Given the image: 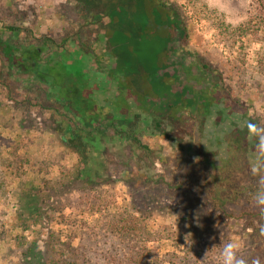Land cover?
Listing matches in <instances>:
<instances>
[{"label":"rangeland","instance_id":"374dc122","mask_svg":"<svg viewBox=\"0 0 264 264\" xmlns=\"http://www.w3.org/2000/svg\"><path fill=\"white\" fill-rule=\"evenodd\" d=\"M164 1L181 14L180 39L169 13L147 0H0V23L21 27L23 45H37L43 35L67 38L44 58L63 55L67 71L82 65L108 72L100 98L114 94L118 83L121 96L137 103L155 95L158 104L187 105L182 92L191 90L224 99L233 111L229 126L217 119L201 125L181 110L164 118L165 135L142 123L151 152L128 144L126 160L120 142L108 141L106 176L85 184L81 158L59 127L66 104L29 73L0 80V264H24L30 245L65 264H223L228 242L239 245L247 264H264V204L258 202L264 166L248 135L252 128L264 149V0ZM226 125V137L212 143L210 134ZM226 148L234 161L214 170L221 178L210 187L212 171L200 158L208 149L221 158ZM98 153L89 157L93 168L103 157ZM145 175L157 182H143ZM30 193L38 196L26 203Z\"/></svg>","mask_w":264,"mask_h":264},{"label":"trees","instance_id":"16d2710c","mask_svg":"<svg viewBox=\"0 0 264 264\" xmlns=\"http://www.w3.org/2000/svg\"><path fill=\"white\" fill-rule=\"evenodd\" d=\"M147 1L155 2L157 8L160 7L169 13L173 20V25L175 26V32L177 31L179 33L178 39L185 35L186 27L181 20V14L177 8L171 7L164 0ZM21 32V27L0 23V61L2 62L0 67V80H5L7 82L16 71L29 73L33 82L44 83L49 86L50 97H54L56 102L62 101L66 104L68 113L65 115L62 114V118L59 120V127L64 131L61 134L62 139L73 147L81 158L84 168L82 167L83 169L79 170V179L85 184L94 183L99 178L106 176L109 161L104 151L108 141L120 142L118 148L126 160L125 146L128 144L142 153L151 152L150 146L142 141V123L143 125L146 123V125L151 126V128L160 135H165V130L162 129L164 118H172L176 113L185 110L188 111V115L194 120L199 121L201 125L208 124V122L210 123L217 119L218 122H227L230 126L232 120L230 116L233 111L229 108L230 106L224 99H222L221 102L213 97L211 100L209 98L206 99V96L202 93H193L191 90H188V93L182 92L184 96L187 94V105L174 99H172L174 102L162 101V103L158 104L153 98L156 97L155 95L146 96L143 98L142 102L138 101L137 103V101L122 97L120 92L122 91V87L115 82L117 87L115 93L111 96L100 98L99 93L104 91V89L101 88L106 86L107 80L110 79L108 77L110 76L108 72L105 71L104 73L96 70L84 71L82 68L86 67L82 65H80L79 69L72 67V70L67 71L68 66L66 65L67 63L63 55L54 53V55H49L47 58L43 56L45 53H48L47 51H52L53 53L55 52L54 50L65 46V43L68 41L67 38L57 42L54 38L43 35L36 39L37 45L30 44L25 46L17 39ZM170 42H172V37L170 38ZM79 49H81L82 52L90 54V51H86L84 47ZM55 56L56 58H54ZM61 56L63 59L60 60L59 57ZM199 65L201 69H207L211 74L214 73V70L206 63L199 61ZM57 66H59L60 69H58ZM56 70H58V73ZM114 81H116V79ZM72 83L73 85L71 86ZM100 85L102 87H100ZM91 87H93V89L89 91ZM218 89V86H215L214 90H211V93L217 94ZM84 91H89L91 94L88 95V93ZM157 96L160 97L161 94L159 93ZM95 97L97 98L93 100ZM86 98L93 100L92 107L88 109ZM139 103L145 104L146 110L144 112L136 110L138 109L136 104L139 105ZM124 104L134 108V113H129L124 108ZM132 104L134 106H132ZM108 106H111V111H109L107 115L106 113L103 115L102 111L104 113L105 108ZM153 106H158L159 110H156ZM95 108L101 110V113L98 111L95 112ZM54 111L57 112V110ZM250 120L248 127H254L252 120L251 122ZM228 125H226L223 130L212 132L210 134V141L214 143L215 141L223 140L224 137H226V128L229 129ZM111 131L113 133L112 138H107L110 136ZM251 131L252 128H248V135L250 138L249 145L253 155H255L254 159L256 163H260V165L264 166L263 144L261 143L260 136L256 135L255 131H252L253 134L250 133ZM227 148L221 158L217 156L218 150L214 149L206 150L200 158V162L212 171L211 180L214 183L209 181L211 184H207L204 181L210 187H215L218 184V180L221 178L213 173L214 170L218 168L220 171H223L230 167L231 162L234 161L235 155L232 152L233 150ZM92 151L99 152L97 154L98 157H101V155L104 157L101 158V162L99 163L100 168H93L89 162ZM145 178L146 179L143 181L145 183L152 182L154 184L157 182L153 180L154 177L152 176L148 177L145 175ZM215 182H217V184ZM177 186L179 187L180 185L177 184ZM223 188L225 187H222V189ZM215 194L216 200H219L221 203L222 191L216 189ZM35 196L38 195L32 193L28 194L25 202H29L30 198ZM51 255L52 252L50 251L40 250L36 245H30L28 247V252L25 253L24 264H65L61 260L54 259Z\"/></svg>","mask_w":264,"mask_h":264},{"label":"clouds","instance_id":"9594fccd","mask_svg":"<svg viewBox=\"0 0 264 264\" xmlns=\"http://www.w3.org/2000/svg\"><path fill=\"white\" fill-rule=\"evenodd\" d=\"M260 204H264V194L258 198ZM239 245L236 242H228L223 247V264H247V261L238 255ZM259 264V262H255Z\"/></svg>","mask_w":264,"mask_h":264}]
</instances>
